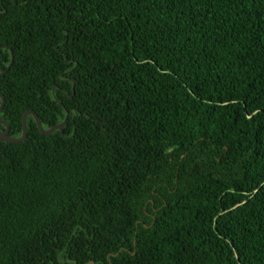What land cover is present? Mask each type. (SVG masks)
<instances>
[{"label":"trees","instance_id":"1","mask_svg":"<svg viewBox=\"0 0 264 264\" xmlns=\"http://www.w3.org/2000/svg\"><path fill=\"white\" fill-rule=\"evenodd\" d=\"M0 93L69 113L0 140V264H264V0H0Z\"/></svg>","mask_w":264,"mask_h":264},{"label":"water","instance_id":"2","mask_svg":"<svg viewBox=\"0 0 264 264\" xmlns=\"http://www.w3.org/2000/svg\"><path fill=\"white\" fill-rule=\"evenodd\" d=\"M11 60H12V56H11ZM10 63H11V61H10ZM10 63L8 64L6 69L9 67ZM0 98H1V102H0V110H1L2 107H3V104H4V97H3V95L1 93H0ZM29 114L32 115V117L34 118V120L36 122V125L38 127V130L42 134H50L55 129H59V130L62 129V127H63V125L65 123L66 117H67V115L69 113L66 114L65 118L60 123L52 125L51 127L47 128V129H44L41 126V123H40V121L38 119L37 114L34 111H32V110H27V111H25L22 114V117H21V127H22L21 129H22V131H21V135L17 136V137L8 135V124L3 119L0 118V123L4 126V129L0 131V140L6 141V142H19V141H22L25 138V136H26L25 118Z\"/></svg>","mask_w":264,"mask_h":264}]
</instances>
